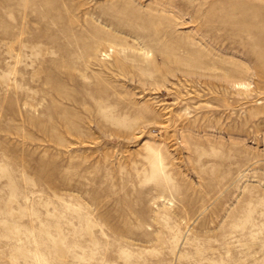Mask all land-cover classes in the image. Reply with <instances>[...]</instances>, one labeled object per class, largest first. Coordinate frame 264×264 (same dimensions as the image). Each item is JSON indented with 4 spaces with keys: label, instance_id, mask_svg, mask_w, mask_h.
I'll use <instances>...</instances> for the list:
<instances>
[{
    "label": "rangeland",
    "instance_id": "374dc122",
    "mask_svg": "<svg viewBox=\"0 0 264 264\" xmlns=\"http://www.w3.org/2000/svg\"><path fill=\"white\" fill-rule=\"evenodd\" d=\"M0 264H264V0H0Z\"/></svg>",
    "mask_w": 264,
    "mask_h": 264
}]
</instances>
